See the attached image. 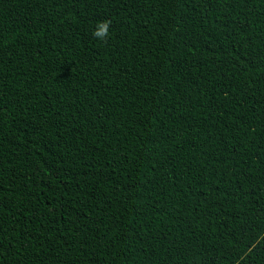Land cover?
<instances>
[{
	"label": "trees",
	"instance_id": "1",
	"mask_svg": "<svg viewBox=\"0 0 264 264\" xmlns=\"http://www.w3.org/2000/svg\"><path fill=\"white\" fill-rule=\"evenodd\" d=\"M0 264H264V0H0Z\"/></svg>",
	"mask_w": 264,
	"mask_h": 264
},
{
	"label": "clouds",
	"instance_id": "2",
	"mask_svg": "<svg viewBox=\"0 0 264 264\" xmlns=\"http://www.w3.org/2000/svg\"><path fill=\"white\" fill-rule=\"evenodd\" d=\"M110 26L111 25L109 21L100 22L96 25L97 30H94L92 35L103 40L104 37L110 35V33L108 32V29L110 28Z\"/></svg>",
	"mask_w": 264,
	"mask_h": 264
}]
</instances>
